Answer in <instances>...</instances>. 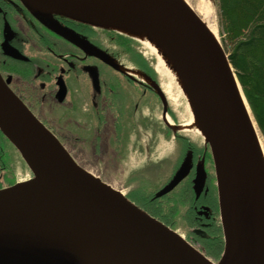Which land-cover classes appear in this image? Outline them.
<instances>
[{"label": "water", "instance_id": "1", "mask_svg": "<svg viewBox=\"0 0 264 264\" xmlns=\"http://www.w3.org/2000/svg\"><path fill=\"white\" fill-rule=\"evenodd\" d=\"M18 1L32 17L124 75L129 76L106 53L80 43L54 16L92 27L96 26L85 20L131 25L170 52L209 147L223 252L213 263L181 235L78 165L0 73V134L32 175L0 188V264H264L262 152L228 56L191 7L184 0ZM36 3L54 13L42 11ZM8 53L24 58L12 47ZM153 90L161 100L162 121L174 132L166 120V98L155 84ZM188 171L184 161L158 195L172 191ZM206 177L201 160L195 168L196 187Z\"/></svg>", "mask_w": 264, "mask_h": 264}, {"label": "rangeland", "instance_id": "2", "mask_svg": "<svg viewBox=\"0 0 264 264\" xmlns=\"http://www.w3.org/2000/svg\"><path fill=\"white\" fill-rule=\"evenodd\" d=\"M184 1L202 19L206 26L214 32L216 39L222 46L224 34L218 27L219 12L216 8L217 0ZM94 28L101 31L105 30L98 27ZM107 32L112 33V35L116 34L108 30ZM124 38L128 42L127 48L121 47L119 43H111L107 37L103 36H100L98 41L104 53L110 57L112 62L145 75L139 72L138 69L136 70L134 63L143 65L148 70V76L150 75L154 80L147 76L150 81L136 77H131V80L127 81L115 70H108L112 77L110 87L114 88V92H119L120 96H123V101L126 102L125 107L128 106L124 116V119L126 118L125 121L123 122L122 115H120L118 121V123L121 121V124H124L122 126L120 124V131L112 132L111 123L113 121L110 116H107V125L101 126L98 134L99 138L95 137L93 134L95 133L93 130L95 125H91V121L85 116L88 108L86 102L82 99L75 100L74 97H72L73 108L75 106L78 107L75 113H71L70 109H68L69 106L67 108L60 107L56 109L55 114H52L50 108L44 105L42 106V111H35L36 116L52 129L57 126L58 130H55L56 137L78 165L92 175L99 177L101 181L115 190L123 192L130 201H134L135 198L140 196L136 192L138 191V183L141 184L142 182L141 186L143 188L148 185V189L151 191L163 184V180L165 181L172 176L176 169V163L181 158L182 140L184 141L185 139L200 152L197 162L199 163L203 160L205 164L204 167L208 176V179L206 177V187L210 186V188L216 189L209 147L202 137L193 132H173L161 120L162 104L159 96L153 90L154 84L166 98L168 119L175 125H180L188 119L186 100L176 81L169 73L158 67L155 55L151 54L135 40ZM40 58H44L49 63L54 62V59L48 53H46L45 57L40 56ZM42 61L45 62L43 59ZM139 84L147 86L150 93H143V89ZM167 84L170 85V96L164 93ZM127 99L129 101L128 105ZM135 105H139L137 110H135ZM66 115L70 119L65 120ZM103 116H100L101 119ZM123 151V157H119V154H123ZM145 165H148L146 166L147 169L143 168L145 173L141 177L137 176V172L141 171V168ZM149 167L152 171L148 169ZM31 176L18 152L0 135V187L4 188L20 181L28 180ZM189 177L192 181L195 179V175L194 177L193 175ZM158 178L163 180L159 181ZM179 210V213L175 215L172 221L173 226L168 227L202 252L200 243L188 238V229L184 222L181 221L186 213L185 208H180ZM216 219L220 226L219 213ZM222 252L223 242L219 256L217 258L209 257V259L217 263Z\"/></svg>", "mask_w": 264, "mask_h": 264}, {"label": "flooded vegetation", "instance_id": "3", "mask_svg": "<svg viewBox=\"0 0 264 264\" xmlns=\"http://www.w3.org/2000/svg\"><path fill=\"white\" fill-rule=\"evenodd\" d=\"M54 18L62 27L73 31L80 43H88L102 52L104 50L98 41L100 36L107 37L108 41L119 45L122 39L125 40L117 33L112 35L107 30H96L94 27L59 16ZM8 47L16 49L24 58L11 56ZM46 53L54 59V62H46L44 58L42 59L45 62L42 61L40 56L45 57ZM134 66L136 70L148 76V70L143 65L134 63ZM108 70L114 71L53 31L46 23L32 17L18 0H0V73L5 80H10V89L35 116V111H42L44 105L50 108L52 114H55L56 109L60 107L69 106L71 113H75L78 107L73 108L72 97H74L75 100L82 99L86 102L88 108L85 116L96 113L100 123L104 121L102 126L107 125L106 112L103 108L105 106L109 110L107 114L114 121L111 123L114 127L115 121L120 119L117 101L124 98L110 87L112 77ZM116 72L127 81L131 80V76ZM150 78L154 80L151 76ZM139 85L143 93H150L147 86ZM67 115L65 120L70 119ZM101 115L105 118L103 116L101 119ZM46 127L56 135L57 126H54V129ZM116 131L120 130L116 129ZM195 168L194 165L189 173L190 176L194 177ZM214 190L218 207L217 191ZM134 204L147 212L138 204Z\"/></svg>", "mask_w": 264, "mask_h": 264}, {"label": "trees", "instance_id": "4", "mask_svg": "<svg viewBox=\"0 0 264 264\" xmlns=\"http://www.w3.org/2000/svg\"><path fill=\"white\" fill-rule=\"evenodd\" d=\"M216 8L219 12L218 27L224 34L222 47L264 142V0H217ZM120 43L127 48L126 39ZM107 113L106 117L109 116ZM107 122L108 119L105 120ZM114 124H118V121ZM182 142V155L176 167L186 161L189 171L185 179L171 193L163 196L158 193L169 183L170 177L151 191L148 185L143 188L142 182L138 183L136 192L140 196L132 202L166 226H173L175 215L180 208H185L186 213L181 221L188 229V238L200 243L206 257L217 258L223 239L216 219L218 207L215 190L206 187L207 180L198 188L195 179H190V170L197 166L200 152L188 140Z\"/></svg>", "mask_w": 264, "mask_h": 264}, {"label": "bare ground", "instance_id": "5", "mask_svg": "<svg viewBox=\"0 0 264 264\" xmlns=\"http://www.w3.org/2000/svg\"><path fill=\"white\" fill-rule=\"evenodd\" d=\"M36 5L39 8H41L42 11H45L46 13H54L53 10H51L50 8L44 6V5L40 4V3H36ZM85 21L88 22V23H92L94 26H96L98 28L109 30V31L115 32V33H117L119 35L125 36L127 38H131V39L135 40L136 42H138L139 44H141L151 54L155 55V57H156V59L158 61V67L160 69H163L165 72L169 73L173 77V79L176 81V84L179 87L183 97L186 100V110L188 112V119L184 123H182L180 125H175L174 123H172L168 119V116L166 115V120H167L168 125L174 131L193 132V133L201 136L202 139L204 138L203 137L204 135H203V132H202V129H201V126H200L199 116H198L197 111H196V109L194 107V104L192 102V99H191V96H190V93H189V90H188V86H187V84L184 81V78L182 76L181 70H180L178 64L176 63V61L174 60V58L172 57V55L170 54V52H168V50L155 37L147 34L143 30L138 29V28H136L134 26L124 25L122 23H117V22H114V21L93 20V19H87ZM208 29L210 30L212 35L216 38L214 32L210 28H208ZM119 67H120L121 70H123V72H125L128 75H130L131 77H134V78L136 77L138 79H142V80L148 81L142 74L136 72L135 70L128 69L127 67H122V66H119ZM238 88H239V86H238ZM164 93L167 94L168 96H170L171 92H170V85L169 84H167L165 86ZM240 94H242L241 91H240ZM241 96H242V100L244 101V105L246 107V110L248 112L250 120L252 122V126L254 128V131L256 132V135H257V138H258V142H259V146H260V150L262 152V158H263V161H264V142H263V139L261 138L259 130H258L256 124H255V121H254L252 115H251L250 109H249L248 105L246 104V102H245V100L243 98V95H241ZM126 101H127V105H128V103H129L128 99ZM105 102H107V100H105ZM117 105L119 106V114L123 116V122H124L125 119H126V118L124 119V116H125L126 108L128 109V106L125 107L126 106V102H124L122 99H119L117 101ZM135 107L139 108V105H135ZM103 108H104V112H108L109 111L105 106H103ZM136 108H135V110L138 109V108L137 109ZM87 116H88L89 120L91 121V125H95V128L93 129L94 132H95V133H93L94 136L99 138V136H98L99 131L97 129H100V127L102 126L104 121L102 123H100L99 116L96 113H94L93 115H87ZM161 120H162V118H161ZM120 124H121V121L118 124H113L114 125V127H112V132L113 133H114V131H116V129L120 130ZM122 125H124V124L122 123L121 126ZM113 129H114V131H113ZM123 155H124V151H123V154H119V157H123ZM146 166H148V165L143 166L141 168V171L137 172V174H138L137 176L141 177V175H143L145 173V170L143 168L145 167V169H147ZM175 168L176 169L174 170V172H173L171 177H173L175 175V173L179 170V167H175ZM148 169L151 170L150 167ZM171 177H170L169 180L172 179ZM158 180L160 181V180H163V179H159L158 178ZM24 181H26V180H24ZM24 181H20V182H24ZM166 181H168V179L165 180V181L163 180L162 183H164ZM120 193L123 194V192H120Z\"/></svg>", "mask_w": 264, "mask_h": 264}]
</instances>
